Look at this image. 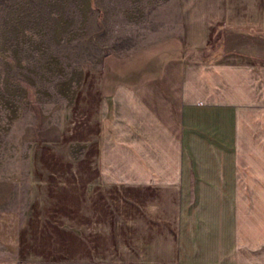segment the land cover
<instances>
[{
    "label": "crops",
    "instance_id": "1",
    "mask_svg": "<svg viewBox=\"0 0 264 264\" xmlns=\"http://www.w3.org/2000/svg\"><path fill=\"white\" fill-rule=\"evenodd\" d=\"M203 16L106 57L96 160L31 162L0 264H264V0Z\"/></svg>",
    "mask_w": 264,
    "mask_h": 264
},
{
    "label": "rangeland",
    "instance_id": "2",
    "mask_svg": "<svg viewBox=\"0 0 264 264\" xmlns=\"http://www.w3.org/2000/svg\"><path fill=\"white\" fill-rule=\"evenodd\" d=\"M207 1L0 0V207H26L34 160H96L106 57L185 36Z\"/></svg>",
    "mask_w": 264,
    "mask_h": 264
}]
</instances>
